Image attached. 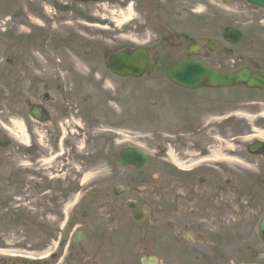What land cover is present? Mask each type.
<instances>
[{"label":"flooded vegetation","instance_id":"obj_1","mask_svg":"<svg viewBox=\"0 0 264 264\" xmlns=\"http://www.w3.org/2000/svg\"><path fill=\"white\" fill-rule=\"evenodd\" d=\"M138 1L147 25L139 35L151 42L153 73L159 74L154 125L136 132L155 138L156 159L147 174L118 157L132 133L130 94L118 98L117 113L104 94L106 81H99L94 40L100 18L93 16L99 8L89 15L81 3L60 25L44 17L43 28L21 21L0 33V112L10 102L13 119L26 130L24 138L9 141L14 161L22 154L38 164L44 141L47 155H62L49 174L59 179L54 182L35 168L12 166L13 180L38 176L44 182L48 207L26 226L31 233L0 236V264H33L11 256L44 257L55 239L58 253L41 264H264V143L252 154L244 146L251 132L264 141V89L193 90L165 81L169 65L183 59L220 73L249 68L264 79V8L247 0ZM228 27L241 33H227ZM121 30L111 35L130 36L131 29ZM246 111L252 112L250 128L244 127ZM4 150L0 144V169ZM101 160L123 185L118 193L99 192L98 176L86 179ZM243 164L255 175L244 173ZM133 201L141 218L127 205Z\"/></svg>","mask_w":264,"mask_h":264},{"label":"rangeland","instance_id":"obj_2","mask_svg":"<svg viewBox=\"0 0 264 264\" xmlns=\"http://www.w3.org/2000/svg\"><path fill=\"white\" fill-rule=\"evenodd\" d=\"M117 1L118 0H116L115 2ZM67 2L69 1L68 0H0V32H3V33L11 32L14 22H16L17 24V23H21V21L29 22L33 18H40L37 16V14H41L43 10H45L46 15L51 16V17L48 16V18H49V21L53 22L51 23L52 25H60L61 17L73 18L76 16L74 14L75 9L77 10L80 8L78 4L76 3L71 4V2H69V5H67L68 10L66 11V13L59 11L60 7ZM57 5H59L60 7H58ZM29 8L32 10H29ZM95 8L100 9V12L98 15H93L91 13ZM82 9L85 11L86 14L97 16V17H100L101 19L106 16L120 18L121 12L124 11L123 8H120L119 6H111V5L106 4L100 7L99 5H95L91 3L83 5ZM14 19L15 21H13ZM45 19H42V20H45ZM52 32L57 33L54 30H52ZM134 33L136 32L134 31L133 34ZM133 37H135V35H133ZM99 49H100L99 62L101 63L103 62L102 58H103L104 47L99 46ZM99 67L101 68L100 72L105 73L104 67L102 65H99ZM77 68L78 70L80 69L79 67ZM155 77L156 75L146 80L143 79V81H138L135 79L124 80L127 83L131 84L133 87L132 109L134 108V105L138 103L137 100L140 97L141 93H144L145 95H148L150 97H154V91H155V85H156V82L154 80ZM99 81L103 82L105 80L104 79L102 80L99 75ZM4 91L7 92L8 90L4 89ZM119 93H120V90H114L113 88H110V85H108L107 83L106 90H104L105 95L107 96L113 95L114 97L117 98L119 96ZM138 93H139V96L137 99H135L134 96ZM6 121L9 122L8 120ZM243 122H244L245 128H250L249 119L244 118ZM134 124L135 123L133 122V126ZM248 136L250 135L249 134L245 135L244 143L249 141L250 137ZM131 140L132 141L130 144L132 146H138L139 144H142L144 146L149 147V148L146 147L147 150L150 151L152 154H155L154 152L155 138L154 137L132 136ZM10 150H13V149H10ZM7 151L9 150L7 149L6 151H3V154L5 156L4 160L7 163H11L12 158L9 157L8 154H6ZM244 168L247 169L246 166H244ZM103 170H104V165H100V167L98 168L99 173L102 172ZM149 170H150V167H147L146 171H143V174H147ZM2 174L3 175H1L2 177L0 179V210L3 211V214L2 212L0 213V236L1 238L4 237L3 233L6 234L8 231H12V232H15V230L21 231L22 227L20 228L18 226L19 222H22L20 226H24L27 224L26 222H23L22 219L20 220V217L17 216L18 214H20V212H17V211H30V213L35 214L37 213L36 209H39L40 211L37 214L39 215V214H42L41 209H44L46 206H48V203H45V201L40 200V199L28 201V200H25V197L23 196L19 198L14 197L16 195L15 185L12 182H8V180L6 179L8 175L7 172L3 171ZM102 180H105V179H103L101 176L100 181ZM19 183L20 181H16V185H18ZM139 186H140L139 183L136 184L135 186H133V190L138 188ZM19 235H22V233H19ZM19 239H15V240H19Z\"/></svg>","mask_w":264,"mask_h":264},{"label":"water","instance_id":"obj_3","mask_svg":"<svg viewBox=\"0 0 264 264\" xmlns=\"http://www.w3.org/2000/svg\"><path fill=\"white\" fill-rule=\"evenodd\" d=\"M253 2H259L260 4H264V0H251ZM118 57H122V56H118ZM117 58V57H116ZM144 58V62L143 61ZM146 59L147 57L143 55V53L140 51H135L130 55H127L125 57H123V63H117L116 59H112V68L115 72L120 73L122 75H133L136 77L141 76L146 68ZM119 62V60H118ZM191 66L187 67L188 70L183 72L181 71V73L176 72V74H174L173 72L170 74L172 79H177L178 78H187L186 82H200V78H192L191 75H193L194 70H192L190 68ZM204 70L202 71H196L195 74H204L203 73ZM189 74V76H188ZM177 75V77H176ZM207 75V73H206ZM188 76V77H187ZM207 79L210 80L211 82H217V83H223V84H235V83H240V84H246L248 86L253 87L254 84H256L259 80L257 78V76L252 75L250 72H239V73H235V74H223V75H218L216 76L215 74H210L207 75ZM128 156H132L133 154H137L136 151L132 150H128L126 153ZM141 162H143L144 158L141 157ZM131 162H133V159H131ZM263 227H264V223H263Z\"/></svg>","mask_w":264,"mask_h":264},{"label":"bare ground","instance_id":"obj_4","mask_svg":"<svg viewBox=\"0 0 264 264\" xmlns=\"http://www.w3.org/2000/svg\"><path fill=\"white\" fill-rule=\"evenodd\" d=\"M132 14H133V10H132V8H130V10L127 11V12H123V13H122V17H123V18L119 20V23L128 21V20L131 18ZM16 125H17V124H16ZM16 128L19 129V132L23 131V126H22L21 124H18V125L16 126ZM14 131L16 132L15 129H14Z\"/></svg>","mask_w":264,"mask_h":264}]
</instances>
